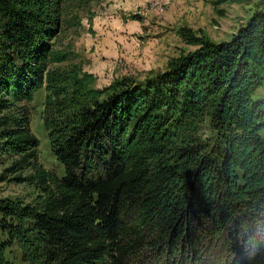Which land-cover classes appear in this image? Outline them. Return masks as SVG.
<instances>
[{"label": "trees", "instance_id": "trees-1", "mask_svg": "<svg viewBox=\"0 0 264 264\" xmlns=\"http://www.w3.org/2000/svg\"><path fill=\"white\" fill-rule=\"evenodd\" d=\"M62 2L0 0V167L43 194L0 206V264H14L9 241L30 264H127L144 242L193 260L204 230L229 247L248 235L224 264H264V230L248 224L264 223V12L161 72L95 88L92 73L51 66L67 59L52 47ZM41 88L61 177L29 125Z\"/></svg>", "mask_w": 264, "mask_h": 264}, {"label": "rangeland", "instance_id": "rangeland-1", "mask_svg": "<svg viewBox=\"0 0 264 264\" xmlns=\"http://www.w3.org/2000/svg\"><path fill=\"white\" fill-rule=\"evenodd\" d=\"M255 11L264 12V0H63L60 32L52 47L67 53V59L51 66L92 73L95 79L91 86L95 88L125 78L143 79L165 70L201 42L228 40ZM45 94L41 88L27 103L29 125L39 142V162L61 177L63 166L50 150L42 122ZM256 96H264V83ZM200 134L204 138L214 132L205 126ZM42 197L35 186L14 180L0 167V206L14 199L37 203ZM262 212L256 211L258 215ZM262 220L258 216L248 223L250 230L262 234ZM244 232H249L248 226ZM244 236L229 240V247L225 235L217 238L204 230L193 260L191 253L166 254L165 249H153L144 242L136 255L129 256L127 264H224L237 252L245 251L237 248L239 241L244 245L249 241L248 235ZM4 254L14 264H30L22 260L15 241L8 242Z\"/></svg>", "mask_w": 264, "mask_h": 264}]
</instances>
